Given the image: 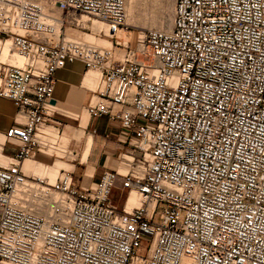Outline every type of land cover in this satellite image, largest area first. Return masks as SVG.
<instances>
[{
    "label": "built area",
    "instance_id": "2783aa9c",
    "mask_svg": "<svg viewBox=\"0 0 264 264\" xmlns=\"http://www.w3.org/2000/svg\"><path fill=\"white\" fill-rule=\"evenodd\" d=\"M54 1L77 28L88 23L77 14L104 23L112 46L67 38L35 1L0 0V42L23 58L0 60V98L17 109L4 133L17 150L0 164V264H264V0H172L170 28L137 39L121 33L126 0ZM76 60L99 73L86 112L117 122L128 145L126 172L88 185L76 167L54 181L22 168L39 152L66 157L44 128L61 134L56 72Z\"/></svg>",
    "mask_w": 264,
    "mask_h": 264
},
{
    "label": "crops",
    "instance_id": "0c3cea01",
    "mask_svg": "<svg viewBox=\"0 0 264 264\" xmlns=\"http://www.w3.org/2000/svg\"><path fill=\"white\" fill-rule=\"evenodd\" d=\"M67 38L74 39L72 35H68ZM109 46L112 44L109 43ZM56 79L54 103L58 111L54 118L61 122L60 130L63 136L72 137L74 130H77L74 132V137L81 142L77 150L78 157L82 162V170L85 172L87 169L84 182L89 174L92 180V177L97 179L104 170L116 169L114 161L123 152L125 146L121 141L123 134L119 124L107 117L91 118L86 112V107L95 98L99 73L88 72L84 63L76 60L58 70ZM16 119L17 109L14 103L9 99L0 98V143L2 144H0V164L9 162L17 150V146L13 143L4 142V133L15 123ZM44 131L50 135L49 137L57 136L56 130L51 126L46 127ZM59 151L64 152L65 150L59 149ZM73 156L72 159H75L77 155ZM55 157V155L39 152L34 158L23 163V171L27 175L35 176H43L46 173L48 175L45 176L52 180L56 178L60 169H66L62 166H68L62 164L61 160L55 162ZM126 157L129 158L124 156L125 159ZM118 170L122 173L126 172L123 167ZM135 204L136 197L133 196L128 207ZM117 205L119 208L123 206V204Z\"/></svg>",
    "mask_w": 264,
    "mask_h": 264
},
{
    "label": "rangeland",
    "instance_id": "374dc122",
    "mask_svg": "<svg viewBox=\"0 0 264 264\" xmlns=\"http://www.w3.org/2000/svg\"><path fill=\"white\" fill-rule=\"evenodd\" d=\"M32 1H35L41 4L43 8L45 9L46 13L49 14L50 16H53L60 20L63 19L62 33L63 34L65 33L66 37H68V35H72V38H74V40H77V39L84 40L86 42L97 44L99 46L107 45L106 47H110L109 41H111V39L103 34L104 31H102L101 34H98L92 29V22H94V20L99 22V20L95 19L94 17L88 16L87 14H77L78 18L85 19L84 18L85 16L87 19L90 18L92 20L91 21L89 19L87 21L88 22L87 28L80 29V28L75 27L72 24V16H70L66 12L59 10L58 5L56 4L54 0H32ZM126 12H127V19H126V24L124 26L125 29L121 32L123 35V38L130 39L132 37L134 39H137V38L144 37L148 29H160V25H162L163 21L166 20V18L167 20L168 18L173 19L174 4L172 0H126ZM6 42L4 41L0 42V60H1L2 50ZM75 131L77 130H74V132ZM74 132L72 134V137L60 136V138L56 140L57 136L52 135L53 137H48L46 138V140L52 143H55V141H57L58 148L61 149L62 151L65 150L67 152H71V151L77 152V150H79L81 146V142L80 140L74 137ZM124 145L125 146H124V150L122 153H124L125 149L128 148L127 144H124ZM47 152L48 154H51L53 151L48 150ZM56 153L59 156H63V155L66 156L63 158L55 157L54 159L55 162L61 160L60 162L62 164L68 165V166H62V167L66 169H73L76 167V171H75L76 180L79 181L81 177L83 176V174L85 177L87 169L85 170V172L82 170L83 166L79 164L80 157L76 156V159L73 160L72 159V157H74L73 154L66 155L64 152H60V151H56ZM122 153L118 156L117 160L114 161L115 162L114 164L116 165L115 166L116 169L123 167L125 170H127V167L124 163L120 164L121 160H119V158L122 155ZM126 159H129V158L126 157ZM40 175H43V174H40ZM45 175H48V174L45 173ZM58 175L59 173L56 175V177ZM95 179H96L95 177H92V182H94ZM54 180L55 178L52 179L51 181H54ZM125 194H126L125 191H122L118 188L115 189L112 194L113 201L120 205L123 204ZM149 246H150V241L148 240L143 241L142 248L138 251V254L140 256H145L148 251Z\"/></svg>",
    "mask_w": 264,
    "mask_h": 264
},
{
    "label": "bare ground",
    "instance_id": "6f19581e",
    "mask_svg": "<svg viewBox=\"0 0 264 264\" xmlns=\"http://www.w3.org/2000/svg\"><path fill=\"white\" fill-rule=\"evenodd\" d=\"M59 10H61V9H59ZM84 18H85V19H81V20H84V21H86V22L90 19V18L87 19L85 16H84ZM90 20H91V19H90ZM91 21H92V20H91ZM172 21H173L172 18H171V19L168 18V20H167V18H166V20L163 21L162 25H160V29H169L170 26H171V24H172ZM92 29H93L95 32H97V33H99L100 31H104V32H106V26H105V24L102 23L101 21L97 22V21L94 20V22H92ZM59 31H62V29L60 28ZM65 35H66V34H65ZM83 41H84V40H83ZM107 41H108V40H107ZM109 42L112 44L111 41H109ZM13 51H14V50H13L12 47H11V40H8V41L5 43L4 47H3L2 55H1V61L6 60V61L11 62L12 64H18V65L22 64V63H23V61H22L23 58L20 57L16 52L14 53ZM96 74H97V73H96ZM47 127H49V126H47ZM51 127H52V126H51ZM44 129H45V128H44ZM54 129H55V128H54ZM55 130H56V129H55ZM56 132H57V130H56ZM60 136H63V133L60 134L59 136H57L56 140H58V138H60ZM56 143L58 144L57 141H55V144H56ZM58 150H59V148H58ZM27 160H30V159H27ZM27 160H26V161H27ZM84 179H85V177H84ZM90 181H91V177H90V174H89L88 177L86 178L85 182L83 181V182H84V185H88ZM133 196L136 197V204L133 205V206L139 205L138 196H137V194H136L135 192H133V193L130 195V198H129L128 204L130 203L131 197H133Z\"/></svg>",
    "mask_w": 264,
    "mask_h": 264
}]
</instances>
